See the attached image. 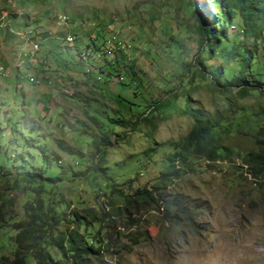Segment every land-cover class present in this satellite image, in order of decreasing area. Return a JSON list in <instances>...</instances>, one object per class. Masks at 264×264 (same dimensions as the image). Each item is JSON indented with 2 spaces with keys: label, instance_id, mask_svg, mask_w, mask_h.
I'll return each instance as SVG.
<instances>
[{
  "label": "trees",
  "instance_id": "trees-1",
  "mask_svg": "<svg viewBox=\"0 0 264 264\" xmlns=\"http://www.w3.org/2000/svg\"><path fill=\"white\" fill-rule=\"evenodd\" d=\"M185 3L195 17L191 27L197 36L196 50L187 61H179L186 51L180 40L182 25L176 23L175 29L165 26L167 41L161 46L169 57H174L170 52L177 53L170 63L181 66V71L174 73L179 85L170 88L163 98L148 103L141 100L144 99L141 72L134 63L125 61V53L119 51L131 46L122 43L118 34L111 33L106 40L109 52L115 53L112 59L103 57L101 62L93 59L92 53L102 51L93 40L85 45L84 56L77 50L78 62L85 60L90 65L85 66L81 75H73L76 70L68 60L70 54L68 64L61 66L60 53L65 47L60 45V40L50 38L49 32L43 33L44 39L52 42L44 58L49 65L54 64L56 70L70 71L73 79L83 76L93 87L92 97L81 99L72 95L83 106L87 120L81 122L80 131H72L71 138L78 148H93L94 154L89 165L79 170L78 161H86L81 154L70 152L63 144H57L60 151H55L45 136H32L31 130L26 138V130L19 128L24 142L16 138L13 125L6 121L0 124V231L5 226L15 231L11 238L7 236L13 241L11 257L1 255L0 264H102L105 253L124 252L121 246L114 249L116 233L120 232L116 230L134 228L141 235L145 233L141 231L142 215L149 210L160 212L163 221L172 227L171 234L179 235L178 226L183 222L192 223L195 228L190 216L193 209L184 207L180 193H171L168 189L180 176L181 167L200 157L212 162L228 161L236 152L248 166L250 176L264 180L263 105L255 113L248 112L245 106L237 116L227 117L223 112V108L231 107L236 96L264 94V0H186ZM22 16L29 18L26 13ZM108 25L102 29L112 32L113 29H107ZM99 27L100 24L93 29L95 38L101 34L97 31ZM83 34L89 36L87 32ZM44 42L41 40L39 44L43 52L47 46ZM198 76L208 78L211 89L222 94L228 103L214 108L211 114L193 107V81ZM29 81L35 78L30 76ZM118 83L121 86L115 89ZM97 93L100 97L107 94L115 107L97 98ZM141 104L145 105L144 109L138 112L134 107ZM171 106L186 114L192 126L178 140L155 143V113L166 115L165 110ZM142 121L153 126L145 133L151 135L153 146L143 151V159L151 165L150 175L145 180L139 175H130L129 166L134 161V154H130L131 161L125 167L119 166L123 171L114 177L109 166L117 163H109L108 148L114 147L119 137L139 130ZM254 121L259 122L258 130L252 127ZM236 132L255 137L259 146L240 150L225 142ZM8 136L11 137L7 139ZM62 154L70 160H62ZM226 165L229 164L226 162ZM9 192L14 194L9 197ZM19 193L26 198L22 217L15 218L9 215V208Z\"/></svg>",
  "mask_w": 264,
  "mask_h": 264
},
{
  "label": "rangeland",
  "instance_id": "rangeland-1",
  "mask_svg": "<svg viewBox=\"0 0 264 264\" xmlns=\"http://www.w3.org/2000/svg\"><path fill=\"white\" fill-rule=\"evenodd\" d=\"M185 1L0 0V124L6 121L13 125L16 138L24 142L19 128L26 130V138H29L28 132L31 130L32 136H45L49 147L55 151H60L57 144H63L70 152L85 157L84 163L78 161L76 164L79 170L85 169L91 162L94 150L90 146L78 148L71 138L72 131H80L83 128L81 122L87 120L83 106L76 103L72 95L81 99L92 97L93 87L83 76L73 79L70 71L56 70L54 64L49 65L44 58L52 42H48V38L45 40L43 33L49 32L50 38L60 40V45L65 47L60 53L61 66L70 60L72 68L76 70L72 72L73 75H81L85 66L90 65L85 60L78 62L77 50L84 56L85 45L93 40L102 50L92 53L93 59L98 62L103 57L112 59L115 53L109 52L111 50L106 40L111 33L118 34L122 43L131 46L119 51L125 53V61L134 63L143 77L141 96L144 99L141 96L138 99L148 103L163 98L170 88L179 85L174 73L175 70L180 72L181 66L170 63L177 53L170 52L174 57H169L161 46L167 41L163 30L165 26L175 29L176 23L182 25L180 40L186 51L179 61H187L196 50L197 36L191 27L195 17ZM24 13L29 18L22 16ZM59 14L68 16L66 23L57 20ZM12 15L17 16L10 17ZM108 23L107 29H113L112 32L102 29ZM99 24L100 30L98 28L97 31L101 34L95 38L93 29ZM68 35H74L76 39L73 37V42H67L65 39ZM41 40L47 43L44 52L39 45ZM36 42L35 49L33 44ZM30 76L37 83L30 82ZM208 82V78L196 77L191 96L192 106L204 114H211L214 108L228 103L222 94L211 89ZM120 86V83L114 85L115 89ZM105 95L100 97L99 93L96 94L97 98L115 107L113 99ZM263 99L264 94L236 96L231 107L223 108V112L227 117L237 116L244 106L249 109L248 112H254L260 105L264 107ZM144 106L141 104L134 108L141 112ZM165 112L166 115L155 113L153 119L156 125L153 140L158 144L182 138L192 126V120L177 108L171 106ZM252 127L258 130L259 122L254 121ZM151 128L150 123L142 121L139 130L119 137L118 143L108 148L109 163H117L116 166H109L114 177L123 171L119 166L125 167L131 161L129 155L134 154V161L129 166L130 175H139L141 180L148 178L151 165L147 159H143V151L153 146L151 135H145ZM231 137L228 136L225 142L238 146L240 150L259 146L255 137L243 135L242 132H236ZM230 157L228 161L213 162L197 158L181 167L180 176L168 189L171 193H180L184 207L193 209L190 216L195 228L192 223L183 222L178 226L179 235L171 234L172 227L163 221L160 212L146 211L141 224V231L145 233L141 235L134 228L116 230L120 232L116 233L114 249L121 246L124 252L118 254L113 250L105 253L102 264H264V180L253 179L248 166L236 152ZM157 158H160L159 155ZM68 159L69 156L62 154V160ZM12 194L9 192V197ZM25 198V194L20 193L14 197V203L9 208L10 216L22 217ZM5 228L3 232L0 231V256H10L13 249V241L7 236L11 238L15 231L10 226Z\"/></svg>",
  "mask_w": 264,
  "mask_h": 264
},
{
  "label": "built area",
  "instance_id": "built-area-1",
  "mask_svg": "<svg viewBox=\"0 0 264 264\" xmlns=\"http://www.w3.org/2000/svg\"><path fill=\"white\" fill-rule=\"evenodd\" d=\"M59 18H60V22L61 23H66L67 22V15H65V14H59ZM72 38H73V35H68L65 40L67 42H70L72 40ZM37 44H38V42H36V43L33 44V46H34L35 49L37 48ZM0 69H1V67H0ZM30 82L37 83V80L35 79V81H30Z\"/></svg>",
  "mask_w": 264,
  "mask_h": 264
},
{
  "label": "bare ground",
  "instance_id": "bare-ground-1",
  "mask_svg": "<svg viewBox=\"0 0 264 264\" xmlns=\"http://www.w3.org/2000/svg\"><path fill=\"white\" fill-rule=\"evenodd\" d=\"M67 18H68V16H67ZM0 19H2V18H0ZM3 19H4V17H3ZM57 20L60 22L59 15L57 16ZM74 39H75V38H74ZM70 42H73V41H70Z\"/></svg>",
  "mask_w": 264,
  "mask_h": 264
}]
</instances>
